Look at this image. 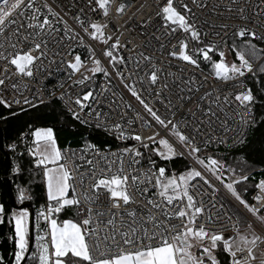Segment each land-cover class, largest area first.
<instances>
[{"label":"built area","instance_id":"1","mask_svg":"<svg viewBox=\"0 0 264 264\" xmlns=\"http://www.w3.org/2000/svg\"><path fill=\"white\" fill-rule=\"evenodd\" d=\"M33 2L39 9L38 12L36 9L24 8L21 9L26 13L24 16L14 12L15 24L6 25L5 32L0 33V54L8 57L17 50H27L34 42H42L41 50L46 54L34 62L32 77L15 74L13 66L5 78V60L0 59V78H5V83L0 85V99L5 100L7 106L19 109H28L56 101L76 121L89 128L97 129L102 137L104 136V143L87 140L76 146L66 145L60 148L64 157L60 162L67 166L71 174L69 183L75 188V196L81 201L79 212L73 206L78 220L87 216L86 209L89 207L93 209V213L97 209L105 213L110 210V204L105 195L102 194L95 204L86 203L83 196L85 192L92 195L90 185L94 179L93 171L96 173L95 178H100L102 171L110 176L120 169L122 160V174L129 177L137 176L136 186L147 189L134 193L135 203L130 205V208L138 210V218L146 219V214L150 212L159 221L167 223V218L161 214V209L178 210L180 201L167 205L166 201L158 195L159 189L155 187V180L160 163L155 155L148 152L149 145L155 143L161 136H165L179 152L184 153L183 156L191 160L212 181V188L204 185L199 178L190 182L192 184L189 188L190 194H193L198 202L202 201L205 209L198 223L204 224L207 228H214L218 232L223 231L225 236H229L233 234L232 224L239 218L240 230H246L248 222H252L256 234L264 236V226L259 225L255 218L226 192L221 183L210 176L207 170L195 163L194 157L188 155L187 149L176 144L170 132L156 124L125 87V84L134 87L162 118L179 120L182 122V127L186 122L188 126L186 131H192L196 123L204 121L199 134L195 136L194 143L201 149L197 155L203 154L209 147H220L225 150L236 148L243 142L255 122V109L253 101L245 107L235 100V95L248 90V76L255 66L251 72L244 70L243 77L225 81L217 78L212 70L202 67L199 60L202 58L201 50H206L208 46L215 49L225 44L240 26L246 25L249 29L256 31L257 38L264 35V15H260L264 12V0H235V3L233 0H196L195 4L192 0H174V6L178 10L183 11L181 5L185 3L191 9L190 12L183 11V14L198 30L199 40H193L190 33L183 32L175 25L169 27L165 24L158 13L166 0H109L107 16H104L103 11L89 0H33ZM121 3L126 6L122 12L117 13L115 9ZM45 4L58 15L53 17L44 7ZM240 9H243V15L248 17L247 20L240 19ZM33 14L41 21L44 16H48L52 21L51 27L35 29V32L40 33L39 36L34 34L33 29L27 28V24L32 22L29 17ZM81 21L84 27H81ZM92 22L107 25L103 29V38L98 35L96 39H93L89 35L90 28L89 32H85L84 28H88ZM171 29L176 31L173 32ZM66 31L67 34H65ZM29 33L33 35L24 40L23 37ZM108 37L111 38L107 39ZM104 39H107V43H104ZM117 39L119 43L115 48H111ZM259 40L264 43V40ZM181 41L188 45L186 52L197 60V65L183 61L178 56L169 55L172 51H179ZM14 44L15 48H13ZM105 51H111L116 60L110 62L111 58L104 55ZM76 56L81 58L82 64L73 73L68 63L74 62ZM94 60L100 61V67L104 71H91L95 66ZM152 66H155L160 73V82L155 85H151L148 80ZM105 71L107 75L104 74ZM118 71L122 75H118ZM84 77H88L84 84L77 83ZM183 81H188L187 87ZM162 83H167L169 88L163 89L160 99H157L155 90L161 89ZM177 85L184 88L185 92L188 88L192 89L190 94L194 103L179 107V101L173 95L178 93ZM88 91L92 92V97L84 102L82 97ZM205 92L210 93L211 98L205 97L199 103L202 108L211 107L212 111L216 112V115L211 117L210 125L208 117L202 115L195 106L196 98ZM225 96L228 97V103L224 102ZM217 97H219V108L216 103H213ZM77 98L82 100L83 109L75 103ZM168 99H173V102L178 105L177 109L172 110L175 111V117L172 111L165 108ZM189 109L196 112L195 119L191 116ZM73 111L80 119L73 117ZM97 112L100 113L99 117L96 115ZM247 113L250 115H246ZM115 124H120V130L123 131L125 138H118L120 130L114 127ZM153 133H159L154 141L146 139ZM135 134L145 137L143 143L131 138ZM125 148L135 151L127 153L123 151ZM135 152H139L140 155H135ZM109 164H111L110 171L107 167ZM43 167L44 165H41V168ZM129 184L131 185V181ZM129 191H133L131 186ZM257 192L258 190L253 186L246 200L259 208L264 205V201L256 203L253 200ZM72 196L73 191L70 188L69 199ZM148 200L159 204L160 208H154L147 203ZM50 204L55 207V201H48V199L33 207L34 250L38 248V243L50 242L49 226L43 216H38V213L42 211L46 213ZM208 215H211L214 221L218 219L219 223L209 224ZM228 217H232V221H229ZM93 220L95 221V216ZM174 222L178 223V221ZM92 226L95 227V223ZM148 227L151 229L150 223ZM38 237H43V241L38 240ZM86 239H89V243L92 242L91 238L86 237ZM119 239L117 237V240ZM121 247L127 246L121 245ZM104 248L102 244L101 250ZM241 248H244V245L241 244ZM117 251L116 247L111 248L112 253ZM254 253L255 263L264 260V257L260 256L264 254V244L258 241ZM237 256L238 258L246 257V250L238 252Z\"/></svg>","mask_w":264,"mask_h":264},{"label":"snow or ice","instance_id":"2","mask_svg":"<svg viewBox=\"0 0 264 264\" xmlns=\"http://www.w3.org/2000/svg\"><path fill=\"white\" fill-rule=\"evenodd\" d=\"M90 3H94L100 10L103 11V15L109 14V0H89ZM195 4L196 0H192ZM235 3V0H233ZM125 4L121 3L116 7L115 11L120 13L125 8ZM44 7L48 9V12L56 17V13L49 5L45 4ZM32 10L36 8L33 0H0V33L5 32V26L8 24H15L13 13L15 12L19 16H24L26 13L21 9ZM181 9L183 11L190 12L191 9L188 5L182 4ZM93 11L95 9H92ZM231 10V9H229ZM183 11L178 10L174 6V0H166L162 6L160 15L166 25L177 26L178 29L183 30L185 33H190L193 40H199V32L193 24L188 22V18L183 14ZM240 19L247 20L248 17L243 15V9H240ZM264 15V12L260 13ZM30 21L27 24V28L33 29L34 34L39 36V32H35V29H44L45 27H51L52 21L48 16H44L42 21L37 18L36 15L29 17ZM81 27H84L81 21ZM106 24H100L92 22L88 28H84L85 32L91 31L89 35L96 39L99 35L100 38L104 37L103 29L106 28ZM227 27V25H224ZM175 32L176 29H171ZM67 34V31L66 33ZM33 33H29L23 37L27 40ZM234 36L245 38L239 50L233 46V51L239 60V65L236 63L229 66L223 60L225 53L221 51L219 56L221 59L212 63L214 74L217 78L225 81L235 79L237 77H243L245 71L251 72L253 65L250 59L247 58L246 53L253 58L260 59L264 54V49H257L256 45L247 39L251 36L257 38V32L249 29L246 25L238 27L234 33ZM108 37L107 39H110ZM264 40V35L258 37ZM107 39H104V43H107ZM119 43L117 42L111 45V48H115ZM42 42H34L31 47L25 51L17 50L14 54L8 57L0 54V59L5 60L4 77L7 78V73L13 69L14 73L23 76H33L34 62L38 61L41 56L46 53L41 50ZM15 44L13 48H15ZM46 47V44H45ZM188 45L181 41L179 43V51H172L169 53L171 56H178L179 59L187 61L192 65H197V60L193 56L186 52ZM213 49L208 46L203 51V58L210 60L209 52ZM35 53V54H34ZM105 56L111 58V61H115L116 57L111 51H105ZM145 59H149L145 57ZM81 58L75 57L74 62H69L68 67L76 72L81 67ZM95 65L91 71L101 72L104 71L100 67V61L94 60ZM259 71L264 72V67H261ZM107 75V72H104ZM118 75H122L117 72ZM169 75H172L169 73ZM160 73L152 66L148 80L151 85L157 84L159 81ZM5 78H0V85L5 83ZM88 77H84L77 81L79 84H84V81ZM187 87L188 81H183ZM12 87H16L12 85ZM125 87L131 92V95L138 101V103L144 108V110L152 117L156 124L168 130L172 137L175 138L176 144H179L183 148H186L189 156H193L195 163L202 166L207 170L211 177H214L216 181H219L223 188L232 198H234L252 217L255 221L264 226V205L256 207L254 204H250L244 199L241 191L237 190V185L241 182L248 180V175L241 173L236 175V170L228 166H225L218 160L208 157L207 162L205 159H201L197 153L201 151L198 145L194 143L195 136L199 134L201 125L204 121L196 123L192 128V131H186L187 123H183L179 120H169L167 117L162 118L153 107L145 101V99L137 92L134 87H129L125 84ZM167 83H162L161 89L155 90L157 99H160L163 89H168ZM178 93H173L175 99L179 101V107H183L187 103H194L192 89L188 88L185 92L184 88H180L177 85ZM171 91V89H169ZM199 91V89H196ZM92 97V92L88 91L84 93L82 100L87 102ZM205 97L211 98V94L205 92L202 96L196 98V109L200 110L201 114L208 117V124H211V117L216 115V112L212 111L211 107L202 108L199 101L205 99ZM254 99L251 90L243 91L235 95V100L240 102L242 106H248L249 102ZM80 98L75 100V103L83 109L84 104ZM219 97L213 100V103L217 104L219 108ZM27 103V101H25ZM162 102V101H161ZM224 102L228 103V97H224ZM18 103V101H17ZM0 104L7 106L5 100L0 99ZM130 107V105H129ZM165 108L169 111L177 109L178 105L173 102V99H168ZM221 111L223 109H220ZM69 111H72L69 109ZM191 116L195 119L196 112L189 109ZM73 117L80 119L76 112H72ZM99 117L100 113H96ZM173 117H175V111H172ZM246 115H250L247 113ZM82 123L84 121H81ZM243 122V121H242ZM132 123V121H129ZM114 127L118 130L121 129L120 124H115ZM226 131L228 129H225ZM32 135L35 137L36 151L33 153L37 155L36 163L38 165L53 164L55 167L44 168V177L47 182V199L48 201H55V207L51 204L47 207L46 213L44 211L38 213V216H43L50 228V244L45 242L38 243V260L39 264H221L218 259L219 254L222 252L228 257L229 264H255L256 256L254 248L257 247V242L264 244V236L257 235L252 222H248L247 229L244 234L240 232V220L237 218L232 224L233 234L225 236L223 231H216L214 228H207L204 224H199V218L204 214V205L195 199L193 194H190L189 188L192 187L191 181L199 178L203 181L204 185L209 188L213 187L211 179L205 176L201 170L193 167L187 170L184 174H181L178 178L176 176H165V168L158 169V175L155 180V187L159 189L158 195L166 201L167 205H172L174 201H180L178 210L168 211L167 209H161V214L167 218V223L159 221L150 212L146 214V219L138 218L137 209L130 208V205L135 203L134 193L143 192L147 189H141L136 186L138 177L133 175L129 177L123 173V161L121 160V167L116 173L105 175L101 172L100 178H95L96 173L93 171V182L90 185L92 189V195L90 196L85 192L83 199L88 204H95L100 196L105 195L107 201L110 204V210L105 213L104 211L97 209L93 213L91 207L86 209L87 216H85L80 222H74L73 220L66 219L59 224L56 219L51 218L53 213H59L66 206H75L77 211H80L79 205L80 199L75 196V188L69 183L71 174L67 166L63 163H58L64 157L61 150L57 147L56 141L53 136V130L51 128L36 129ZM159 133H153L146 137L149 141H154L155 137ZM118 138H125L122 130L119 131ZM137 142L143 143L145 137L140 134H135L131 137ZM159 144L164 151L158 152V155L165 159L171 158L177 155L176 147L170 143L168 139H159ZM147 147V145H144ZM124 152L131 153L134 149L125 148ZM184 155L183 152L179 153ZM135 155H140L139 152H135ZM103 159V158H102ZM91 163V162H89ZM111 170V164L108 166ZM225 170L232 172L233 178L230 181H225L223 176ZM83 181V176H81ZM131 181V185L129 184ZM133 188V191H129V187ZM255 189L258 190L257 194L253 197L256 203L264 201V178L259 179L255 185ZM72 188V198H67L69 189ZM243 192H247V189H243ZM19 199H25L23 190H20ZM186 200V204L184 201ZM148 204L154 208H160L159 204H156L152 200L147 201ZM214 206V205H213ZM3 209L0 207V212ZM95 216V221L93 220ZM27 210H22L18 214H13L12 220L15 224V252L13 264H21V261L25 258V252L28 249V240L26 239L28 234L27 228ZM105 217H107L105 219ZM229 221H232V217H228ZM174 221H178L174 222ZM207 222L209 224L219 223V220H212L211 215H208ZM95 223V227H93ZM151 224L149 229L148 224ZM182 225V226H181ZM249 236L251 238H249ZM91 238L92 242L89 243ZM117 237L120 239L117 240ZM38 240L43 241V237H38ZM145 241H148L145 243ZM104 245V250H101V245ZM241 244L244 248H241ZM121 245L127 247H121ZM116 247L117 252L112 253L111 248ZM195 249V251H194ZM247 252L246 257L237 256L238 252ZM0 264H4L3 257H0ZM260 264H264V260L260 261Z\"/></svg>","mask_w":264,"mask_h":264},{"label":"trees","instance_id":"3","mask_svg":"<svg viewBox=\"0 0 264 264\" xmlns=\"http://www.w3.org/2000/svg\"><path fill=\"white\" fill-rule=\"evenodd\" d=\"M244 39L234 35L230 37L232 44L234 43L236 47L241 46ZM247 39L255 44L257 49H264V43L258 38L249 36ZM210 54L214 58H218V53L214 49ZM246 56L248 59L256 61L251 62L255 68L248 76L247 83L248 90H251L254 97L255 122L250 127L243 142L236 148L225 150L220 147H209L206 152H203L205 155L215 156L225 166V169L231 166L236 170V175H239L241 170L248 175L249 178L246 182H241L240 185L236 186L244 199L248 197L255 182L264 176V72L257 70L260 64H264V54L261 55L260 60L247 53ZM211 59L206 61L200 59L199 64L212 70L213 61ZM39 127L52 128L60 148L66 145L76 146L87 140L97 143L105 142L104 136L102 137L97 129L89 128L76 121L56 101L28 109L0 104V135L2 134L0 145V207L3 209L0 212V257H3L4 264H13L15 252V226L11 216L13 209L10 206L4 172V156L5 153L9 156L10 164L7 177L16 202L21 203L28 200L33 207L44 202L46 198L42 168L36 163L37 155L33 154L35 150L31 135L32 131ZM175 164H179L178 160L173 162V165ZM224 173L229 176L234 175L227 170ZM245 188L247 189L246 193L243 192ZM21 189L27 196L24 200L19 199ZM75 217L77 218L76 214ZM34 251L32 248L23 264H37L38 257ZM33 256L37 259H33ZM218 259L221 264H229L228 257L222 252Z\"/></svg>","mask_w":264,"mask_h":264},{"label":"rangeland","instance_id":"4","mask_svg":"<svg viewBox=\"0 0 264 264\" xmlns=\"http://www.w3.org/2000/svg\"><path fill=\"white\" fill-rule=\"evenodd\" d=\"M11 2V0H10ZM233 42H235L234 40H232ZM233 46H235V48L237 50H239L240 46L239 47H236V45L232 42L230 39H228L226 41L225 44L219 46L217 49H214L215 52H217L218 54V58H214V56H212L209 52V55L211 56V60L213 62H217L221 59V57L219 56V53L221 51H223L225 53L224 57H223V60L226 64H228L229 66H231V64L233 63H236L237 65H239V60L237 59L236 55H235V51H233ZM201 59H203L204 61H206L204 58H203V52L201 51ZM260 60V59H259ZM251 62H256L254 60H250ZM212 62V63H213ZM253 64H256V63H253ZM261 67H264V64L263 65H259L257 67V70L259 71V69ZM212 71L214 72L213 68H212ZM41 128H44V127H39L37 129H41ZM45 128H48V127H45ZM50 128V127H49ZM36 130V129H34ZM33 133V131H32ZM32 135V134H31ZM33 138L35 139V137L33 136ZM161 138H164V139H167L165 136H161L159 139ZM159 139L148 146V152L155 155L157 158H158V161L160 163V168L163 167L165 168V176L166 177H170V176H176L177 178L181 175V174H184L187 170L195 167L197 168L198 170H201L199 167H197L191 160H189L188 158H186L185 156L183 155H180L179 153V150L176 148V151H177V155L171 157V158H168V159H165L163 158L162 156L158 155V152L160 151H164V149L162 148V146L159 144ZM170 142V141H169ZM171 143V142H170ZM201 159H205V162H207V158L208 157H212L214 159H216V157L214 156H211V155H205V154H201V155H198ZM175 160H178L179 164H175L173 165V162H175ZM218 160V159H216ZM173 166V167H172ZM175 166V167H174ZM202 167V166H201ZM224 180L225 181H230L231 178H233V176H229L227 173H224V176H223ZM24 196H25V199L27 198L26 196V193H24ZM24 200V199H23ZM246 200V199H245ZM184 203L186 204V200L184 201ZM22 210H26V209H13L12 212H11V216H13V214H18L19 212H21ZM52 218V217H51ZM68 219L70 220H73L74 222H79L78 219L75 217V215H72L70 217H68ZM63 221H61V224H62ZM27 228H28V217H27ZM245 229H241L240 232L242 234L245 233ZM249 238H251L249 236ZM26 239L28 240V234H27V237ZM51 239V238H50ZM37 250V251H36ZM34 251V253H37V257H38V248ZM195 251V249H194ZM260 256L264 257V254H260ZM34 257V256H33ZM37 257H34L33 259H37ZM37 264H39V260L37 259Z\"/></svg>","mask_w":264,"mask_h":264},{"label":"water","instance_id":"5","mask_svg":"<svg viewBox=\"0 0 264 264\" xmlns=\"http://www.w3.org/2000/svg\"><path fill=\"white\" fill-rule=\"evenodd\" d=\"M1 143H2V134L0 135V145ZM4 160H5L4 172L6 176V184H7L10 206L12 207V209H26L28 212V249L25 252V258L21 261V264H23L24 260L29 256L33 248V205L28 200H24L21 203L16 202L12 189L10 187L9 178L7 177L8 167L10 164L9 156L7 153H5Z\"/></svg>","mask_w":264,"mask_h":264},{"label":"crops","instance_id":"6","mask_svg":"<svg viewBox=\"0 0 264 264\" xmlns=\"http://www.w3.org/2000/svg\"><path fill=\"white\" fill-rule=\"evenodd\" d=\"M45 128V127H44ZM49 128V127H48ZM52 129V128H51ZM35 130H33V132H34ZM53 136H54V133H53ZM54 139H55V137H54ZM32 140H33V142H34V150L36 151V142H35V139L33 138V135H32ZM55 141H56V139H55ZM56 145H57V147L60 149V147L58 146V144H57V141H56ZM37 159H39V157L37 156ZM58 163H61L60 161L58 162ZM56 165H53V164H48V165H44V167L42 168V170H41V172H42V178H43V184H44V195H45V198L47 199V182H46V179H45V177H44V168L45 167H49V168H52V167H55ZM68 194H69V191H68V193L66 194L67 195V198H69L68 197ZM72 215H75V211H74V208H73V206H66L64 209H62V211L61 212H59V213H53L52 214V218L53 219H56L57 220V222L59 223V224H61V221H64V220H66V219H68V217H70V216H72ZM79 221V220H78ZM14 222V221H13ZM80 222V221H79ZM14 226H15V224H14ZM50 229V228H49ZM49 244H50V242H49Z\"/></svg>","mask_w":264,"mask_h":264},{"label":"bare ground","instance_id":"7","mask_svg":"<svg viewBox=\"0 0 264 264\" xmlns=\"http://www.w3.org/2000/svg\"><path fill=\"white\" fill-rule=\"evenodd\" d=\"M255 264H260V262H257V263H255Z\"/></svg>","mask_w":264,"mask_h":264}]
</instances>
